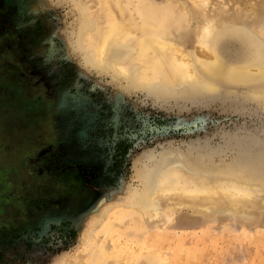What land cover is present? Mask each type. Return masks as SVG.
Segmentation results:
<instances>
[{"label": "rangeland", "instance_id": "374dc122", "mask_svg": "<svg viewBox=\"0 0 264 264\" xmlns=\"http://www.w3.org/2000/svg\"><path fill=\"white\" fill-rule=\"evenodd\" d=\"M153 1L162 5L170 0ZM173 1L190 12L183 35L188 34L184 43L194 61L203 15L248 25L254 31L264 25V0ZM89 2L94 3L28 0L30 20L22 26L39 32L34 49H41L38 53L47 57L50 69L66 76L71 83L68 91L76 88L91 96L105 109L104 119L118 111V142L109 168L114 176L65 225L3 244L15 232L10 209L30 196L26 187L35 179L28 159L40 148L38 137L47 118L37 106L28 107L31 102L24 91L7 86L0 93V193H14L15 204L4 205L0 215L4 226L12 225L6 234L0 233V264H264V105L253 96L257 85L206 74L216 80V89L204 94L185 95L177 89L157 95L129 88L112 70L87 61L86 43L77 41L81 8ZM220 52L233 64L254 49L250 40L233 31L221 40ZM167 155L188 156V163L197 159L210 170L229 167L252 172L257 178L253 195L235 206L200 210L179 205L174 212L165 211V222L155 227L114 225L119 205L131 204L143 188L145 174L154 173L153 166ZM53 160L52 166L58 163Z\"/></svg>", "mask_w": 264, "mask_h": 264}, {"label": "bare ground", "instance_id": "6f19581e", "mask_svg": "<svg viewBox=\"0 0 264 264\" xmlns=\"http://www.w3.org/2000/svg\"><path fill=\"white\" fill-rule=\"evenodd\" d=\"M93 2L81 8L77 41L86 43L87 61L103 70H112L127 81L129 88L146 89L157 95H168L177 89L185 95L204 94L216 89V80L207 78L206 74L225 75L233 81L257 85L253 96L264 105V25L254 31L248 25L203 15L197 36V61H194L193 53L184 43L188 34L183 35L190 12L179 3L173 0L162 5L153 0ZM77 19L80 21L81 17ZM233 31L250 40L254 52L231 64L222 56L220 42ZM187 157L167 155L160 165L153 166L154 173L145 174L143 188L130 200L131 204L117 208L119 218L114 225L127 228L139 223L146 228L155 227L165 222V211L174 212L179 205L200 210L213 205L235 206L253 195L257 178L252 172L229 167L210 170L197 159L188 163Z\"/></svg>", "mask_w": 264, "mask_h": 264}, {"label": "flooded vegetation", "instance_id": "af4514ba", "mask_svg": "<svg viewBox=\"0 0 264 264\" xmlns=\"http://www.w3.org/2000/svg\"><path fill=\"white\" fill-rule=\"evenodd\" d=\"M29 14L28 0H0V93L7 86L24 91L31 102L28 107L37 106L47 115L38 137L40 148L28 159L35 179L26 187L30 196L18 207L14 193H0V215L4 205L15 204L10 209L15 232L2 242L6 245L44 228L65 225L98 197L114 176L109 168L119 133L117 110L104 119L105 109L79 89L68 91L71 83L66 76L45 64L47 57L38 53L40 48L35 51L39 32L22 26L30 20ZM52 159L58 161L54 166ZM12 225L4 226L0 217V233L6 234Z\"/></svg>", "mask_w": 264, "mask_h": 264}]
</instances>
